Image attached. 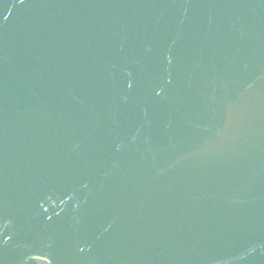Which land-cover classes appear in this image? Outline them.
<instances>
[{"label": "water", "instance_id": "95a60500", "mask_svg": "<svg viewBox=\"0 0 264 264\" xmlns=\"http://www.w3.org/2000/svg\"><path fill=\"white\" fill-rule=\"evenodd\" d=\"M0 264H264V0H0Z\"/></svg>", "mask_w": 264, "mask_h": 264}]
</instances>
